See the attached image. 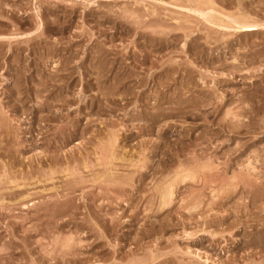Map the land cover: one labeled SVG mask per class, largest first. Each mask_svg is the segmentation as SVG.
<instances>
[{"label":"rangeland","instance_id":"rangeland-1","mask_svg":"<svg viewBox=\"0 0 264 264\" xmlns=\"http://www.w3.org/2000/svg\"><path fill=\"white\" fill-rule=\"evenodd\" d=\"M234 18L264 0H0V264H264V28Z\"/></svg>","mask_w":264,"mask_h":264},{"label":"bare ground","instance_id":"bare-ground-1","mask_svg":"<svg viewBox=\"0 0 264 264\" xmlns=\"http://www.w3.org/2000/svg\"><path fill=\"white\" fill-rule=\"evenodd\" d=\"M237 8V7H236ZM133 12V11H132ZM136 13V12H135ZM135 15V14H134ZM229 17V16H228ZM235 17V16H234ZM238 17V16H237ZM240 17V16H239ZM242 18V17H241ZM241 18L239 19V21L240 22H237L236 20H238V18L237 19H233V20H235V22H237V23H235V24H237V27L236 28H240V29H242L243 31H255V30H259V29H261V27H262V29L264 28V25L262 24V25H260V23L258 24V23H255V22H257V21H252L251 20V23H250V21L248 22L247 20H246V22H245V20H244V18H243V21L244 22H241L242 20H241ZM230 19V18H229ZM234 26V25H233ZM236 26V25H235ZM219 28V27H218ZM235 28V27H234ZM263 31V30H262ZM46 105V104H45ZM242 111V110H241ZM236 124V123H235ZM242 124V123H241ZM236 125H240V123L239 124H236ZM235 125V126H236ZM241 126V125H240ZM210 153V152H209ZM195 159V158H194ZM200 164V163H199ZM198 164V165H199ZM230 167V166H229ZM251 168V167H250ZM139 169V168H138ZM186 175V174H185ZM250 176V175H249ZM68 186V185H67ZM251 187V186H250ZM263 189V188H262ZM167 191V190H166ZM255 191V190H254ZM261 191V190H260ZM163 194H164V192H163ZM173 194V193H172ZM167 195V194H166ZM165 195V196H166ZM169 196V195H168ZM170 198V197H169ZM194 200V199H193ZM198 203V202H197ZM50 210V209H49ZM40 213V212H39ZM109 233V232H108ZM190 236V235H189ZM58 257V256H57ZM154 257H155V255H154ZM197 257V256H196ZM137 260V259H136ZM62 261V260H61ZM191 262V261H190ZM197 263V262H196Z\"/></svg>","mask_w":264,"mask_h":264}]
</instances>
